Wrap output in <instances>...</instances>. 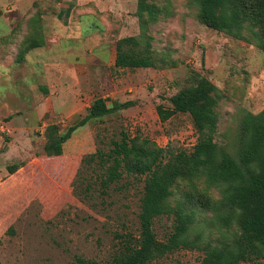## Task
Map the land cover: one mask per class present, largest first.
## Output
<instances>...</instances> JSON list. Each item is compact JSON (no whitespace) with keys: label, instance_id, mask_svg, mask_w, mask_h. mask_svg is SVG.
<instances>
[{"label":"rangeland","instance_id":"rangeland-1","mask_svg":"<svg viewBox=\"0 0 264 264\" xmlns=\"http://www.w3.org/2000/svg\"><path fill=\"white\" fill-rule=\"evenodd\" d=\"M47 1L58 18L50 36L41 30L40 0L36 9L29 0H0V264H77L76 257L106 263L126 237L138 233L143 177L124 175L103 187L98 159L88 164L87 155L107 150L122 132L165 149L191 150L197 134L190 116L178 112L161 120L156 107L170 108V96L196 74L218 88L214 139L234 153L243 116L264 110V52L203 25L193 0H151L163 7L148 25L156 66L120 68L114 65L115 43L137 34V0ZM98 97L109 105L132 104L87 120L62 153L52 155L46 126L66 131ZM13 164L18 167L10 173ZM197 184L205 187L203 178ZM208 190L219 198L217 188ZM176 202H185L182 183L172 187L171 206ZM213 217L198 209L195 220L216 237L224 226ZM173 218L154 219L158 239L165 240ZM201 258L198 249H176L151 264H201Z\"/></svg>","mask_w":264,"mask_h":264},{"label":"trees","instance_id":"trees-1","mask_svg":"<svg viewBox=\"0 0 264 264\" xmlns=\"http://www.w3.org/2000/svg\"><path fill=\"white\" fill-rule=\"evenodd\" d=\"M197 18L205 26L237 39L252 42L264 52V0H193ZM163 7L151 0H137V34L117 38L114 65L120 68L155 67L148 25L156 23ZM32 47L42 43L32 42ZM26 51V50H24ZM23 56V53H21ZM217 86L206 76L196 74L192 82L170 96L171 107H156L161 120L175 113H187L197 134L191 150L165 149L147 137L122 132L107 150L98 148L87 155L88 164L98 159L101 186L118 182L124 175L143 177L137 213L138 233L125 238L106 263L76 257L77 264H151L176 249H198L201 264H238L264 261V110L247 113L239 127L238 148L230 153L219 147L214 136L219 101ZM131 101L107 104L98 97L88 114L66 131L46 126L47 149L54 156L62 153L63 143L89 119H102ZM18 166H8L13 173ZM203 178L205 187L199 188ZM182 183L185 202L170 204L172 187ZM217 188L219 198L209 192ZM211 211L214 221L224 228L213 237L199 229L195 216ZM173 214L171 231L160 240L153 222ZM212 220V221H213ZM213 221V222H214ZM264 264V263H261Z\"/></svg>","mask_w":264,"mask_h":264},{"label":"crops","instance_id":"crops-1","mask_svg":"<svg viewBox=\"0 0 264 264\" xmlns=\"http://www.w3.org/2000/svg\"><path fill=\"white\" fill-rule=\"evenodd\" d=\"M14 2H17L19 0H13ZM35 0H29V7H32L33 3ZM47 0H40V4H41V10L39 11L40 14V18L43 19V22L41 21V30L44 32V34L47 36L51 35L52 32L56 33V31H54L52 29V23H55V21L58 19L56 15L52 14V10H51V2H49ZM28 7V8H29ZM33 9H36L35 7H32ZM14 9V6L13 8ZM25 10V9H24ZM47 10V11H46ZM22 12L23 9L20 7L19 9V16L22 17ZM37 13V10H36ZM123 29H125V27H122ZM127 28V27H126Z\"/></svg>","mask_w":264,"mask_h":264}]
</instances>
